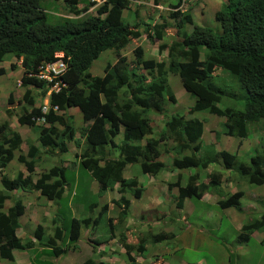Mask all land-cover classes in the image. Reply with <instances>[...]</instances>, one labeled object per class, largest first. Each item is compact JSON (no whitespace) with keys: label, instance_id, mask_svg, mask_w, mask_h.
Masks as SVG:
<instances>
[{"label":"trees","instance_id":"1","mask_svg":"<svg viewBox=\"0 0 264 264\" xmlns=\"http://www.w3.org/2000/svg\"><path fill=\"white\" fill-rule=\"evenodd\" d=\"M44 2L0 0V61L8 55L21 60V85L25 88L21 110L25 122L37 131L38 145H30L26 156L20 154L17 157L28 171H32L39 162L42 155L40 148L49 156L68 150L66 141L73 139L75 128L72 116L66 115L65 111L69 107H77L84 123L80 128L83 140L78 154L79 164L98 181L100 193L106 189H116L119 194L117 199L104 203L100 208L99 215L115 206L118 208V216L108 217L111 232L115 224L128 215L131 198L139 199L143 191L136 177H124L125 167L130 166L132 169L134 164H138L143 174L159 173L165 167L157 147L160 142L165 144L163 153L173 154L171 165L176 169L202 168L209 171L210 165L220 162L224 168L234 169L241 179L255 185L264 184V149L250 155L248 162L223 149L215 153L207 152L204 156L197 155L203 143V126L200 119L192 116L195 111L209 110L224 118L221 123L224 133L239 139L247 136V122L255 123L264 119V0H221L214 13L219 28L194 24L190 7L188 11L183 10L180 8L181 0H176L170 4L174 10L169 13V17L175 22L179 38L169 47L168 64L145 58L139 46L134 49L135 57L131 62H127L125 55L121 54V49L130 39H137L141 35V22L131 25L122 20V12L129 8V0H107L97 8L95 15L78 20L64 19L56 24L47 22ZM78 12L75 10V13ZM187 25H192V30L188 31ZM168 26V22L154 24L153 31H148L151 34L147 36L161 39ZM147 30L144 28V31ZM201 48L205 51L203 60L199 59ZM105 50H113L116 60L113 64L107 63L102 75H94L90 72L92 61ZM57 51L70 57L68 69L61 76L66 86L50 94L49 102L52 106L56 105L58 111L54 112L50 108L44 114L48 127H38L31 116H40L42 112L39 106H34L36 96L31 94L30 87H43L39 94L41 96L45 94L46 88L26 74L29 70H35L41 61L53 59ZM10 66L15 68L16 65L12 63ZM213 66L228 71L236 80L237 86L233 83L236 94L225 93L212 81ZM3 73L5 68L0 67V75ZM169 73L178 75L184 90L194 97V104L188 113H168V103L175 101L168 84ZM224 95H228L227 102L232 96L243 107H223ZM11 101L10 96L8 103ZM147 110L169 116L160 131L153 132ZM58 125L66 129L59 130ZM6 128L5 122L0 124V162L11 160L13 151L21 143L20 135L16 132L6 134ZM120 131L123 139L117 143L115 138ZM153 133L156 134L155 138H148L144 144L141 143ZM105 146L118 150V156L106 155L103 151ZM67 167L64 164L54 165L41 173L36 180L40 192L50 199L60 197L63 187L68 183L65 176ZM197 179L198 175L192 173L185 185L177 181L178 194L175 200L178 208H182L185 197H200L208 185L216 190L220 187L215 171L207 172L204 184H196ZM0 183V258L12 260L13 249L28 247L21 243L16 234L17 219L24 212V205L18 198L8 211L1 209L4 201L10 197L8 191L32 187L33 183L30 177H23L21 172L13 179L2 177ZM128 193L131 195L127 196ZM243 194L240 189L230 194L226 192V197L218 205L222 209H240ZM99 215L95 218L69 219L67 227L63 223L55 227L47 245L52 249L50 256L73 248L81 227L95 225ZM261 227H264V213L259 219L243 224L238 237L247 240L252 231ZM41 234L42 228L38 227L35 236L40 238ZM152 237L162 240L168 235L158 233ZM122 239L123 245L129 250L135 246L140 256L144 248L132 230H128ZM82 264L103 263L88 258Z\"/></svg>","mask_w":264,"mask_h":264},{"label":"rangeland","instance_id":"2","mask_svg":"<svg viewBox=\"0 0 264 264\" xmlns=\"http://www.w3.org/2000/svg\"><path fill=\"white\" fill-rule=\"evenodd\" d=\"M60 1L61 4L58 0H46V2L42 3L43 8H45L47 13V21L50 24L59 23L64 20L61 17L64 16V12H67L64 8V6L67 5L64 0ZM151 2V0H148L147 2L144 1L139 4L137 1L130 0V10H124V13L130 17L122 14V20L124 23L131 24V22L139 20L138 22H141L140 29L143 30L144 28L149 27L148 24L161 20V18H164V20L169 22L170 19L167 17L171 8L170 4L175 2V0H163L161 7L158 8L153 7V5L150 4ZM220 3L221 0H189V2L184 0L181 8L188 11V8L190 7V13L192 14L194 24L215 26L218 24L214 20V13L219 8ZM136 12L137 17H141L140 19L134 17ZM91 13L93 15L95 14V11L92 10L88 14ZM187 27L191 29V26L187 25L186 28ZM145 38V35H142L139 40L130 41L126 47L121 50L126 54V58L128 60H132L134 58L133 49L141 44L145 50V56L154 57L157 60H163L168 63L166 50L160 53L158 51V45L163 42L167 44L171 43L172 39L179 38V33L173 28L166 29L165 40H156L157 44H155V40ZM200 52L202 55L201 57L203 58L205 52L204 48H201ZM104 53L105 52H102L90 66V72L92 74L100 75L98 73L102 72L101 68L107 58L111 59L112 62L115 61V52L113 50L107 51L106 55H104ZM8 57L11 56H6V58ZM100 60L101 62H99ZM96 63L97 65L99 64V66H97ZM20 74L21 69L17 68L16 70L8 69L4 75L0 76V122H3L5 119L11 121V128L20 130L24 138L23 148H27L28 143L30 145L37 143V131L24 123L21 112L22 105L17 101L22 97V92L24 91V89L20 88V86H16V79L19 78ZM222 74H226L229 77H223ZM224 78L227 81L225 82V87L221 86V83L225 81ZM232 79L237 86L236 80L228 73H224L221 70H215L213 72L214 83L226 90V93L236 94L237 92L233 91L236 90V87L232 83ZM168 80L170 87L177 98L175 103L168 104V113L176 112L178 114H185L187 109L192 105L194 98L183 89L178 75L169 74ZM10 93H12L13 101L12 103H6ZM33 94L36 96L35 93ZM227 97L228 95H224L222 98L223 107L231 106L237 109H241L243 107V104L236 101L235 97L230 96L231 99L228 98L230 102H227ZM14 103L18 104L15 105L14 109H11L10 112H6L7 107H10L11 104L14 106ZM37 104L38 101H35V105ZM147 114H149L155 130L163 128L164 121L167 118L166 116L161 117L159 114L156 115L151 112H148ZM193 115L204 121V123H206V128L213 127L211 143L209 140V133L207 134V131L206 135L204 134L203 137V148L209 153L211 151H214L215 153L219 149H226L228 152L236 154L238 159L248 162L250 155L256 151L264 149V119L255 123L254 121L247 122V136L239 139L224 133L221 126L224 118L210 114L207 111L194 112ZM74 118L79 120L81 119V115L79 117V114H77ZM76 119H73L74 128L76 130L75 135L71 141H67L66 145L68 150L66 153L56 156L42 154L40 159L42 157L43 161L41 162L39 160L36 165L37 173H35V175H38V173L41 174L54 165L64 164L68 166L65 176L67 182L71 183L73 189L69 193L68 190H66L64 196L56 201L55 204L58 206V209L54 204L57 209L56 218L60 223H63L64 227H67L68 225L71 211H74L77 217L90 215L92 218H95L99 215L101 211L100 208L105 202L109 203L113 200V198L119 197V194H116V190H111L112 192L106 191L104 193H99L98 183H96L90 176L89 172L79 164V159L76 154L78 155L81 152L82 146L80 147L78 142L82 143L83 138L81 137L80 130L78 129V126L81 124ZM215 133H217L216 139ZM150 136L145 137L141 143L144 144L146 139L152 138ZM122 139L123 134L122 131H120L115 138V141L120 143ZM168 144L171 145L170 143ZM164 146L165 144H163V142L157 143V147L159 148L161 154L163 153L162 149ZM103 151L106 155L113 157L118 156V150H114L110 146H105ZM163 154L164 155H161V158L165 163L172 161V153L164 152ZM197 154L204 155L200 152H197ZM209 167L210 172L215 171L217 173V178H219L218 180L220 182V187L217 190L212 191V193L215 194H211L212 196L209 197L211 202L204 201L199 196L193 195L186 199L185 206L183 208H178L176 206L175 196L169 194L167 191H161L157 194V200L160 202V207L155 208L163 214H159L158 216L155 214L152 215L151 212L154 208L150 206L145 209V216L142 215L144 212L140 210L139 219L138 214L135 213V209H138L139 207H141V209L144 208L147 202L144 199L137 201L132 198L133 203L129 207V216L119 224H115V228L117 230L116 233H118L119 230L123 233L124 230L137 226L139 227L137 233L138 238H147V243L145 244L146 248L142 255L138 257V260L140 261L138 264H154L155 261H152L154 260V253L159 255L162 264H264V227L252 231L247 240L240 239L238 237L243 224L259 219L264 213V186L260 187L241 179L238 177V174L234 169L231 170L229 168H223L221 164L216 163L210 165ZM15 168L16 165H13L11 170H15ZM18 168H24V166L18 163ZM128 171L129 169L126 170V173H128ZM131 171L135 173L134 175L138 181L146 183L144 176L147 175L141 172L138 164H134ZM185 171L188 174L190 169ZM209 171L207 169H205V171H200V179H203L202 181L207 180L206 174ZM17 172L11 176L7 175V177H13L17 174ZM126 176L129 177L131 174L128 173ZM174 177H179V170L176 168L173 169V166L172 168L165 166L156 175V178L161 180L163 179L165 181L166 179ZM222 184L224 187H221ZM236 189H241L245 193V195L241 198L242 207L239 211L235 207L222 209L219 205H216L215 202L219 199H223V197L226 196V192ZM129 194L131 193H128L127 195ZM173 194L176 195L177 191ZM40 202L42 201L40 200ZM110 212L114 214V216H118V208L116 206L114 209L110 210ZM110 212H103L100 214L95 225L92 224L91 220L90 225L92 224L94 226L92 233L95 238L107 241L108 237L114 233L115 230L111 232L108 224ZM42 217L43 216H40L38 211L33 212L31 215V218L33 219H42ZM158 217L161 218H159V221L156 222ZM153 219L155 221H153ZM45 222L46 220L42 221V223ZM141 223H143V225L140 226ZM173 228H176L174 231L175 236L171 233V229ZM91 229L92 228L90 227L89 230ZM160 232H167L168 237L159 242H157L156 238L151 239L149 234H158ZM84 233L85 231L83 234ZM46 237L49 236H44L42 240L44 241ZM114 237L118 240L119 236L115 235ZM103 249V245L98 247L99 251H102ZM34 252L35 251H32L31 253L34 254ZM102 253H104L105 256H97V254L92 251V247L89 242L83 241L81 238L80 242L77 243L74 249L59 254L58 256L52 254L53 259L49 258L47 259L48 261L45 258L38 257L35 261H32V263L79 264V262L86 256H90L92 259L98 260L112 255L111 252L108 254L106 251H102ZM37 256H39V254ZM122 258L124 261L128 260L129 263H132L128 257H126L125 253L122 255ZM2 264L9 263L7 260H3Z\"/></svg>","mask_w":264,"mask_h":264},{"label":"clouds","instance_id":"3","mask_svg":"<svg viewBox=\"0 0 264 264\" xmlns=\"http://www.w3.org/2000/svg\"><path fill=\"white\" fill-rule=\"evenodd\" d=\"M46 1V0H45ZM59 2H60V4H61V1L60 0H58ZM68 1H69V3H68ZM72 3H71V2ZM107 0H76V3H73V0H64V2L66 3V5L67 6H64V8L67 10V12H64V16H62L61 18H63V19H68V20H78V19H83V18H85V17H87V16H90V15H92V13L91 14H88L89 12H91L92 10H94L95 11V14H96V10H97V8L99 7V6H101V5H103L105 2H106ZM133 1H137L139 4H141V3H143L144 1L145 2H147L148 0H133ZM152 2L150 3L151 5H153V7H161V3L163 2V0H151ZM183 1L184 0H181V6H180V8L183 6ZM51 2V1H50ZM129 2H130V0H129ZM175 2H176V0H175ZM175 2H173V3H171V4H174ZM73 4V5H72ZM72 5V7L70 8V6ZM192 5V4H191ZM74 6V7H73ZM170 10H169V12H168V17L167 18H169L170 20H169V26H168V28L167 29H169V28H173L174 30L176 29L175 28V22L173 21V19L172 18H170L169 17V13L171 12V11H173L174 10V8L170 5ZM182 9V8H181ZM75 10H79V12L78 13H75ZM124 10H130V3H129V8L127 9H124ZM124 10H123V12H122V14H125L124 13ZM136 11V10H135ZM46 12V11H45ZM95 14H93V15H95ZM46 15H47V13H46ZM127 17H130L129 15H127V14H125ZM192 15V14H191ZM133 16V15H132ZM134 17H137V12H136V15L134 14ZM48 18V17H47ZM138 19H140L141 17L140 16H138L137 17ZM163 19V20H162ZM64 20H62L61 22H63ZM139 20H137V21H134V22H131V25L132 24H135L136 22H138ZM48 22V21H47ZM162 22H167L166 20H164V18H161V20H157V21H155V22H153L152 24H148V30L147 31H144V29L143 30H141L140 29V27H139V29H140V32H141V35H140V37L139 38H137V39H130L129 41H128V43L130 42V41H132V40H139L140 38H141V36L142 35H145V37L146 38H148V39H150V40H155V44H157V42H156V40H160V41H163V40H165V35H166V31H165V33H164V35H163V37L161 38V39H158V38H155L153 35L152 36H150V37H148L147 36V34H151V33H149V32H152L153 31V28H154V24H157V23H162ZM49 23V22H48ZM60 23V22H59ZM194 23V22H193ZM54 24H56V23H54ZM218 24V23H217ZM144 25H146V24H144ZM197 25V24H196ZM189 26H191V29H189V27H187L186 29L188 30V31H190V30H192V25H189ZM208 26V25H207ZM212 27H216V28H219L218 27V25H215V26H212ZM149 31V32H148ZM176 32H177V29H176ZM145 38V39H146ZM174 40H176V39H172V42L174 41ZM171 42V43H172ZM127 43V44H128ZM171 43H169V44H167V43H165V42H163V43H160L159 45H158V51L161 53L162 51H164V50H166V52H167V54H166V57L168 58V63H169V60H170V58H169V47H170V45H171ZM126 44V45H127ZM126 45H125V47H126ZM139 47H141V49H142V51H143V56L145 57V58H154V57H147V56H145V50H144V48H143V46L141 45V44H139L138 45ZM138 46H136V47H138ZM135 47V48H136ZM134 48V49H135ZM134 49H133V54H135V51H134ZM122 50V49H121ZM107 51H109V50H105V51H103V52H105L104 53V55H106V52ZM121 52V54H123V55H125V57H126V54L125 53H123L122 51H120ZM102 53V52H101ZM100 53V54H101ZM56 54H61V58L62 59H67L68 58V66H69V62H70V57L69 56H65L64 54H63V52L62 51H57V52H55L54 53V58L53 59H51V60H55V59H57V57H59V56H56ZM202 55H201V52H200V56H199V59L200 60H203L204 59V56H203V58L201 57ZM99 57V56H98ZM97 57V58H98ZM134 57H135V55H134ZM97 58H95L94 60H96ZM134 59V58H133ZM132 59V60H133ZM154 59H156V58H154ZM93 60V61H94ZM103 60V59H102ZM115 60H116V56H115ZM126 60H127V62H131L132 60H128L127 58H126ZM157 60V59H156ZM93 61H92V63H93ZM159 61H163V60H159ZM7 62H8V64H7ZM42 62V61H41ZM40 62V63H41ZM99 62H101V60L99 61ZM115 62V61H114ZM114 62H112L111 61V59H109V58H107V60L104 62V64H103V66H102V72L101 73H98V74H100V75H102L103 73H104V70H105V67H106V65H107V63H110V64H113ZM165 62V61H164ZM6 63V64H5ZM12 63H15V68H12L10 65L12 64ZM98 63V62H97ZM97 63H96V65H97ZM166 63V62H165ZM168 63H166V64H168ZM5 65V66H4ZM92 65V64H91ZM95 65V66H96ZM68 66H67V69H68ZM95 66H94V68H95ZM0 67H4L5 68V73L8 71V69L9 70H16L17 68H20L21 69V74H22V71H23V68H22V66H21V60H16V58H14V57H9V58H6V59H4V60H2V61H0ZM67 69L58 77V78H56V79H54V81L52 82V83H50L49 84V86H47L44 82H42V81H40V80H38L37 78H35V79H37L38 81H40L42 84H43V86H44V88H46L45 90V94L43 95V96H41V95H39L40 94V91L43 89V87H36V86H31L30 87V92H31V94L32 95H34L33 93H35L36 94V100L35 101H38V104L37 105H35V103H34V106H39L40 107V109H41V112H42V115H40V116H36V117H34V116H31V120L33 121V123L35 124V125H41V126H44V127H48V123L46 122V119H45V117H44V114H46V113H48L49 111H50V108H51V110L52 111H58V107L55 105V106H52L51 104H50V102H49V97H50V94L52 93V92H58L59 90H60V88L61 87H64V86H66V84L63 82V80L61 79V76L67 71ZM215 70H221L222 72H224V73H228L229 74V72L228 71H226V70H223V69H220V68H216V67H212V69H211V75H212V81L214 82V80H213V72L215 71ZM29 71H33V70H29ZM28 71V72H29ZM28 72H27V76H28ZM5 73H3V74H1V75H4ZM21 74L19 75V78H17L16 79V86H20V88H22V89H24V91H25V88L24 87H22V85H21ZM169 74H173V73H169ZM0 75V76H1ZM173 75H175V74H173ZM230 75V74H229ZM169 76V75H168ZM222 76L223 77H225V76H228V75H226V74H222ZM31 77V76H30ZM229 77V76H228ZM225 79V78H224ZM57 82V89L56 88H52V85H54V83H56ZM181 82V81H180ZM225 82H227L226 81V79H225V81H223L222 83H221V86H223V87H225ZM232 83H234V80L232 79ZM168 84H169V80H168ZM216 84V83H215ZM181 85H182V82H181ZM217 85V84H216ZM169 86H170V84H169ZM182 87H183V85H182ZM171 88V87H170ZM184 89V88H183ZM37 90V91H36ZM24 91L22 92V94L24 93ZM171 91V93H173L174 94V92L172 91V89L170 90ZM33 92V93H32ZM187 92V91H186ZM225 93H226V90L224 91ZM188 93V92H187ZM14 94V93H13ZM11 96V100L13 101V98H12V93H10V95L8 96V98ZM174 96H175V101L174 102H169V103H175L176 101H177V98H176V95L174 94ZM192 96V95H191ZM194 98V97H193ZM23 99H22V97L21 98H19L17 101H18V103L20 104L21 103V105L23 106V104H24V102L22 101ZM12 101L10 102V103H12ZM195 101V100H194ZM194 101H193V103H192V105L190 106V107H192L193 106V104H194ZM6 103H8V99H7V102ZM5 103V104H6ZM18 103H16V105L18 104ZM168 103V104H169ZM43 106H45L46 107V110L45 111H43ZM14 107H15V105L13 106L12 104L10 105V107H7V109H6V112H10V110L11 109H14ZM189 107V108H190ZM189 108L187 109V112L186 113H188V110H189ZM198 111H207L208 113H210V114H213V113H211L209 110H206V109H203V110H198ZM198 111H195V112H198ZM21 112H22V110H21ZM66 115H71L72 116V121H73V119H76V118H74L75 116H77V114H79V117H80V115H81V119H76L77 121H79L80 122V126H78V129L80 130V128L82 127V126H84V123H83V119H82V113L80 112V110L77 108V107H69L66 111ZM147 112H151V111H148L147 110ZM151 113H154V112H151ZM176 113V112H175ZM154 114H156V115H158V113H154ZM194 114V113H193ZM192 114V116H194L195 117V115H193ZM160 115V114H159ZM213 115H215V114H213ZM22 116H23V119H24V115H23V112H22ZM161 117H163V115H160ZM167 118H166V120L169 118V116L168 115H165ZM217 116V115H216ZM148 117L150 118V116H149V114H148ZM220 117V116H219ZM36 118L38 119V121L36 120ZM197 118V117H196ZM197 119H199V118H197ZM165 120V121H166ZM201 120V119H200ZM164 121V122H165ZM202 121V120H201ZM3 122H5L6 124H7V128L5 129V133L6 134H10L11 132H16V133H18L19 135H20V137H21V143H20V145H19V147L16 149V150H14L13 152H14V156H13V158L11 159V160H9V161H7V162H0V179L2 178V177H5V178H8V179H13V178H15L17 175H18V173H22V175H23V177H30L31 178V180H32V183H33V185H32V187H26V188H15V189H12V190H10V191H8V193H9V198L8 199H6L5 201H4V204H3V208L1 209V210H3L4 212H6V211H8V209L9 208H11L12 206H13V204H14V200L15 199H18V198H20L21 199V201H22V204L24 205V212L21 214V215H19V217H18V219H17V222H18V227H17V229H16V234H17V236L21 239V238H24V242L22 243V239H21V243L22 244H27V246H28V243H32V244H34V242L36 243V244H38L39 246L40 245H44V246H46V247H48L47 245H48V242H49V239L51 238V236H53V234H54V230H55V227H60L61 226V224L62 223H60L59 222V220L56 218V210L58 209V206L55 204L56 203V201L59 199V198H62L63 196H64V194L66 193V190H68V193L69 192H71V190L73 189L72 188V186H70L69 184L70 183H67L66 185H65V187H63V191L61 192V195H60V197H58V198H55V199H50V198H48L47 197V195H45V194H42L41 192H40V188L39 187H37V184L38 183H36V180L40 177V174L38 173V175H35V173H37L36 172V165L34 166V169L32 170V171H28L27 169H26V167H25V165H24V163H22V162H19L18 161V159H17V157H18V155H20V154H23V155H25L26 156V154H27V152H28V148H29V146H30V144L28 143L27 144V148H23V135H22V133L20 132V130H17V129H15V128H11L12 126H11V121H9L8 119H5ZM3 122H0V124L1 123H3ZM151 122H152V120H151ZM24 123L26 124V125H28V126H30L29 124H27L26 122H25V120H24ZM203 124H204V121H202V126H203ZM152 126H153V123H152ZM163 126H164V124H163ZM31 127V126H30ZM39 127V126H38ZM58 127V129L59 130H62V129H66L64 126H61V125H58L57 126ZM32 128V127H31ZM162 129V128H161ZM160 129V130H161ZM160 130H155L154 129V127H153V132H156V131H160ZM76 131V130H75ZM152 136H153V134H152ZM152 136H150V137H152ZM66 143H67V141H66ZM31 145H38V142L36 143V144H31ZM81 145H82V143L80 144L79 143V146L81 147ZM22 148H23V150H22ZM68 148V147H67ZM82 149V148H81ZM223 150H226V149H223ZM40 151L42 152V154H46V153H44L43 152V149H41L40 148ZM227 151V150H226ZM198 152H200L201 154H205V153H207L208 151H205L204 150V148H203V143H202V147H200V149H199V151ZM66 153V152H65ZM47 155V154H46ZM197 155H199V154H197ZM76 156L78 157V155L76 154ZM200 156H204V155H200ZM78 159H79V157H78ZM40 161L42 162L43 160H42V157H41V159H40ZM18 163H20V164H22L23 166H24V168H18ZM218 164H220V163H218ZM13 165H16V168H15V170H11L12 169V167H13ZM52 167V166H51ZM223 167V166H222ZM50 168V167H49ZM48 168V169H49ZM126 168V167H125ZM128 168H130V167H127L126 169H124L125 170V172H126V170H128ZM210 168V167H209ZM224 168V167H223ZM191 170H195V172H193V173H196L197 175H198V179H197V181H196V184H198V185H200V184H204L206 181H202L203 179H200V171H205V169H202V168H195V169H191ZM6 171V172H5ZM18 171V172H17ZM4 172V173H3ZM17 172V174L15 175V176H13V177H7V175H9V176H11V175H13V174H15ZM213 172V171H212ZM90 174V173H89ZM135 174V173H134ZM217 174V173H216ZM124 175V174H123ZM134 177H135V175H133ZM124 177L125 178H130V177H132V176H129V177H127L126 176V174L124 175ZM206 177H207V174H206ZM93 179V178H92ZM137 179V178H136ZM52 180H54V178L52 179ZM95 180V179H94ZM137 181H138V179H137ZM95 182L96 183H98V181H96L95 180ZM138 184L139 185H142V186H140V187H142L143 188V182H139L138 181ZM1 185V184H0ZM255 185V184H254ZM68 186L70 187V188H68ZM258 186H264V184H262V185H258ZM2 187V186H1ZM1 187H0V189H1ZM116 187V186H115ZM208 188L205 190L204 189V192L205 191H208V192H210V193H212V191L214 190H216V189H214V188H212V186L211 185H208L207 186ZM100 187H99V183H98V189H99ZM111 190H116V189H106L104 192H106V191H111ZM236 190H238V189H236ZM236 190H234V192L236 191ZM241 190V189H240ZM104 192H102V193H104ZM117 192V191H116ZM115 192V193H116ZM244 192V191H243ZM100 193V192H99ZM116 194H118V193H116ZM227 194H230V191H228L227 192ZM127 195V194H126ZM131 194H129V195H127V196H130ZM244 195V194H243ZM176 197V196H175ZM226 197V196H225ZM225 197H223V198H225ZM243 197V196H242ZM241 197V198H242ZM113 199H117V198H113ZM132 199V198H131ZM40 200L42 201V202H40ZM219 200H221V199H219ZM10 202V203H9ZM50 202V203H49ZM106 203V202H105ZM54 204L56 205V208H55V206H54ZM131 205V204H130ZM216 205H218V203L216 204ZM102 207V206H101ZM241 207H242V205H241ZM230 208V207H229ZM45 209V210H44ZM241 209V208H240ZM240 209H237L238 211L240 210ZM39 212V214H40V216L42 215L43 217H42V219H34L35 220V223H34V225H33V228H32V231L30 232V229L29 230H26V226H25V224H24V222L27 220L28 221V225L30 224V222H31V220L33 219V218H31V215H32V213L33 212ZM107 212H110V211H107ZM53 215V216H52ZM117 215H118V213H117ZM88 216H90V215H87V216H84V217H77L76 216V214L74 213V211L72 212H70V219H79V218H87ZM111 216H114V214H112L111 212H110V217ZM129 216V211H128V215L126 216V218ZM91 217V216H90ZM114 217H116V216H114ZM46 220V222L45 223H42V221H45ZM158 220H159V218H158ZM145 221V220H144ZM147 223V222H146ZM145 224V223H144ZM141 225H143V223H141L140 224V226ZM151 225V224H150ZM36 226V227H35ZM45 226V227H44ZM38 227H41L42 228V235H40V238H41V240H40V238H38V237H36L35 236V231H37V229H38ZM48 227H51V229H52V235H48L47 234V228ZM92 228L91 230H89V228ZM115 227H116V225H115ZM93 228H94V226H89V227H81V229H80V236H79V238H78V240L73 244V248H71V249H69V250H72V249H74L75 247H76V245H77V243L78 242H80V239L82 238V240L83 241H88L89 242V244L91 245V247H92V251L94 252V253H96L97 254V256H99L100 257V252H101V256L103 257V256H105V254L104 253H102V251H99V252H96V250H97V248H98V245H97V243L96 242H94V235H93V233H92V231H93ZM35 229V230H34ZM135 229V230H134ZM114 230H116V228L114 229ZM128 230H132V234L138 239V240H141V245H143V252H144V250H145V248H146V246H145V244L147 243V238L146 237H141L140 239L138 238V236H137V233H138V230H139V227H137V226H134V227H131V228H128V229H126L125 230V232H123V234H122V236H121V238L123 237V235H125L126 234V232L128 231ZM26 231H28V232H30V233H26ZM85 231V233L83 234V232ZM160 233H165V232H160ZM44 234V235H43ZM165 234H167V233H165ZM46 235H48L49 237H46V241L44 240H42L43 238H44V236H46ZM150 235V237H151V239L153 238L152 236L153 235H156V234H149ZM148 235V236H149ZM26 236H30V237H26ZM93 237V238H92ZM166 239V238H165ZM165 239H162V240H165ZM123 240V239H122ZM122 240H119V242H121L122 243ZM162 240H157V242H159V241H162ZM57 243H59L58 241H56ZM35 245V244H34ZM122 246H123V248L125 249L124 250V253H126V257H128V259L130 260V262H132V263H135V262H137L136 260L138 259V257H139V254L137 253V249H136V247L134 246V247H132L129 251H128V249L123 245V243H122ZM26 248H28V247H26ZM26 248H23V249H26ZM18 249H22V248H18ZM48 249H49V252L52 250L50 247H48ZM13 250H15V249H13ZM68 250V251H69ZM49 252H48V254H49ZM107 252V251H106ZM129 252V253H128ZM142 252V253H143ZM142 253L140 254V255H142ZM12 255H13V251H12ZM112 255H113V253H112ZM49 256H50V254H49ZM58 256V255H57ZM157 256H159V255H157V254H153V257H154V260H152V261H155L154 262V264H161V262L160 261H156L157 259ZM39 256H37V258H38ZM98 257V258H99ZM91 258V257H90ZM0 259H5V258H0ZM88 259V258H87ZM5 260H7V261H12V260H14V257H13V259L12 260H8V259H5ZM94 260V259H93ZM85 261V260H84ZM95 261V260H94ZM82 264V263H81ZM129 264H131V263H129Z\"/></svg>","mask_w":264,"mask_h":264},{"label":"crops","instance_id":"4","mask_svg":"<svg viewBox=\"0 0 264 264\" xmlns=\"http://www.w3.org/2000/svg\"><path fill=\"white\" fill-rule=\"evenodd\" d=\"M97 66H99V64ZM206 131H207V134L209 133L208 135H209V140H210V143H211L213 127L206 128V123H204L203 124L202 141H203L204 134L206 135ZM152 137L155 138L156 134H154ZM207 140H208V138H207ZM22 150H23V148H22ZM161 155H164V154L162 153ZM160 160L164 162V160L161 158V156H160ZM165 166H167L169 168H172L171 162L165 163ZM127 167H130V166H126V168ZM128 169H129L128 173H130L131 176H133L134 172L131 171L132 170L131 167L128 168ZM173 169H175V168L173 167ZM193 172H194V170L190 169V172H188V174H187L185 170H181V171L179 170V177L178 178H176V177L169 178V179H166V181L163 180V179L161 180L159 178H156V175L158 173L156 175L145 174V175H147V176H144L146 183H143V191H142L141 197L139 199H135V200L139 201L140 199H144L147 203L145 204L144 208L141 209V207H139L138 209H135L136 210L135 213L138 214V218L140 219V212H141L140 210H142V212H144L142 215L145 216L146 215L145 209L147 207H150V206L154 208V210L151 212L152 215L155 214L156 216H158L159 214H161L155 208V207H160V204H159L160 202L157 200V194L160 193L161 191L162 192L163 191H167L169 194H171L173 196H176L178 194V187L176 186L177 181H179L181 185H185L187 183V178H188L189 174H192ZM128 173H126L125 170H124V175L128 174ZM185 179H186V181H185ZM221 187H224V185L222 184ZM176 191H177V194L176 195L173 194ZM232 192H234V190L230 191V193H232ZM211 194H215V193H208V191L204 192V189H203V191L201 192L200 198L203 199L204 201L211 202L210 199H209V197L212 196ZM244 195H245V193H244ZM196 196H198V195H196ZM188 198L189 197H185V199L183 201L182 208L185 206L186 199H188ZM219 201L220 200H217L215 203L217 204ZM132 203H133V199H131V203L130 204H132ZM134 216H135V214H134ZM141 218H143V217H141ZM158 218H161V217H158ZM153 221H155V220L153 219ZM157 221H159V220L157 219L156 222ZM34 223H35V220L32 219L30 224L28 225V221L26 220L24 222V224L26 226V230H29L31 228L30 229V232H31ZM175 229L176 228L171 229V233H172L173 236H175V233H174ZM46 231H47L48 235H52L51 227H48ZM116 231L117 230H115L114 233L110 237H108L107 241H105V240L103 241V240H100L98 238H94L95 239L94 242L97 243L98 247H100L101 245L104 246L103 251H107L108 254L110 252L113 253V255L106 256L103 259L100 258L98 260H95V262H97V263L98 262H102L103 264H118V263H120V264H129L128 260L124 261L123 258H122V255H124V250H125L123 248V246H122L123 240L121 238L123 233H122L121 230H119L118 233H116ZM30 232L26 231V233H30ZM167 232H169V231H167ZM115 235L119 236L118 240H116V237H114ZM26 237H30V236H26ZM21 239H22V243H23L24 242V238H21ZM119 240H122V243L119 242ZM34 244L28 243V248H26V249H15V250H13L14 260L8 261V263L9 264H34V263H32V261H35V259L37 258L38 254H39V257L45 258L46 260L49 259V258L53 259V256L50 257L49 254H48V252H49L48 247H46L44 245H40L39 246L35 242H34ZM32 251H35L34 254L31 253ZM98 251L99 250L97 248L96 252H98ZM114 256H117V257H114ZM100 257H102V256H100ZM87 258H90V256L84 257V259H82L79 262V264H81ZM156 259H157L156 260L157 262L160 261L161 264H162L161 258L159 256H157ZM3 260H5V259H0V264L3 263ZM136 261L137 262H135L134 264H136V263L138 264V262L140 263V261L138 259ZM131 264H133V263H131Z\"/></svg>","mask_w":264,"mask_h":264},{"label":"built area","instance_id":"5","mask_svg":"<svg viewBox=\"0 0 264 264\" xmlns=\"http://www.w3.org/2000/svg\"><path fill=\"white\" fill-rule=\"evenodd\" d=\"M57 59L55 60H44L39 63L35 70L29 71L28 76L35 77L38 80L44 82L47 86L54 81V79L58 78L68 66V58L62 59L61 54H56ZM57 82L52 85V88L57 89ZM46 110V107L43 106V111ZM38 121V119L36 118Z\"/></svg>","mask_w":264,"mask_h":264}]
</instances>
